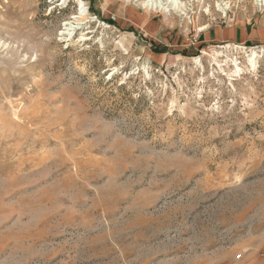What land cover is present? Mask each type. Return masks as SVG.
<instances>
[{
	"label": "rangeland",
	"instance_id": "obj_1",
	"mask_svg": "<svg viewBox=\"0 0 264 264\" xmlns=\"http://www.w3.org/2000/svg\"><path fill=\"white\" fill-rule=\"evenodd\" d=\"M144 1L0 0V264H264V0Z\"/></svg>",
	"mask_w": 264,
	"mask_h": 264
},
{
	"label": "bare ground",
	"instance_id": "obj_2",
	"mask_svg": "<svg viewBox=\"0 0 264 264\" xmlns=\"http://www.w3.org/2000/svg\"><path fill=\"white\" fill-rule=\"evenodd\" d=\"M151 0H147L146 1V3H145V1H144V3L146 4V7H148V3L150 2ZM152 2V1H151ZM159 2V1H158ZM157 2V3H158ZM80 3H82V2H80ZM167 3H168V6L170 7V9L171 8H175L176 7V5H177V2L175 1V0H167ZM181 3V2H180ZM179 3V4H180ZM163 4H161L160 2H159V4L156 6L155 5V7H156V9L157 8H164V7H161ZM218 5V4H217ZM167 6V7H168ZM84 7V5H81V8H80V12H79V15H77V17L76 18H78L79 19V22L80 21H83V20H86L87 18H88V13L87 12H85V9H82ZM183 7V6H182ZM219 7V6H218ZM169 9V8H168ZM176 9V8H175ZM163 10H165V9H163ZM182 10H184V9H182ZM224 11V10H223ZM65 25H69L68 23H65ZM65 29H68V30H70L69 28H65ZM204 54H206V52L204 51L203 52ZM215 57V56H214ZM216 58V57H215ZM257 58H258V54H257V52L256 51H254V50H251V53L248 55V58H247V60L249 61V64H250V66H252L253 68L255 67V65H256V60H257ZM215 60V59H214ZM236 65V70L237 71H239L240 69H239V67H238V65L237 64H235Z\"/></svg>",
	"mask_w": 264,
	"mask_h": 264
},
{
	"label": "crops",
	"instance_id": "obj_3",
	"mask_svg": "<svg viewBox=\"0 0 264 264\" xmlns=\"http://www.w3.org/2000/svg\"><path fill=\"white\" fill-rule=\"evenodd\" d=\"M230 34L236 36L235 31H233V33H232L231 31H229V32H228V35H230ZM216 35L218 36L219 39H220L221 36H222V34H220L219 32L216 33ZM216 35H215V36H216ZM238 35H240V38H241V39H243L244 37H246V38H248V37H250V38H256V37H258V36H257V35H258L257 32H251V35H250V36H245V34H244L242 31H239V32H238ZM212 38H213V37H212ZM218 38H217V40H218ZM213 39H214V38H213Z\"/></svg>",
	"mask_w": 264,
	"mask_h": 264
}]
</instances>
